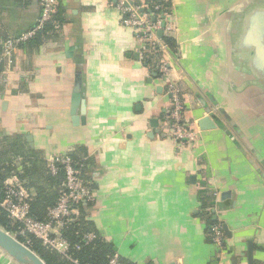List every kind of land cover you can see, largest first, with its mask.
I'll list each match as a JSON object with an SVG mask.
<instances>
[{
    "label": "crops",
    "instance_id": "crops-1",
    "mask_svg": "<svg viewBox=\"0 0 264 264\" xmlns=\"http://www.w3.org/2000/svg\"><path fill=\"white\" fill-rule=\"evenodd\" d=\"M39 1L0 0V55L7 37L35 23ZM57 1V25L0 60L7 179L20 175L32 197L53 186L47 159L70 153L95 190L82 212L87 227L123 264H247L248 243L254 264H264V74L238 55V19L230 17L238 0H168L176 47L164 40V56L185 119L198 128L193 143L164 126L166 80L121 23L116 0ZM76 86L85 108L77 103L74 122ZM202 117L215 126L200 129ZM210 216L223 225L222 254Z\"/></svg>",
    "mask_w": 264,
    "mask_h": 264
},
{
    "label": "built area",
    "instance_id": "built-area-1",
    "mask_svg": "<svg viewBox=\"0 0 264 264\" xmlns=\"http://www.w3.org/2000/svg\"><path fill=\"white\" fill-rule=\"evenodd\" d=\"M40 12L35 23L17 36L7 37L2 44L0 60L9 62L13 51L26 43L37 33L42 31L46 24L53 18L57 10V0H40ZM114 6L120 12V20L123 25L135 31L140 41L141 51L145 55L157 59L156 69L161 77L166 80V92L170 95L168 112L164 119V126L176 140L193 143L197 137L198 128L185 119L186 107L180 87L175 83H169L170 63L165 57L168 50L166 42L157 32L162 30V36H170L174 25L170 14H164L159 4L152 6L147 3H137L133 0H116ZM169 52V50H168ZM47 171L53 176H62L59 185L58 196L54 205L46 209V219H38L31 215L29 194L22 180L10 177L3 186V197L0 199V207L7 216L22 224L19 231L9 232L15 238L22 237V243L28 245L30 236L41 241L42 245L69 256V243L54 233V226L60 230L65 225L76 219L79 215V203H92L95 199V190L82 177L79 165L70 154L55 155L47 159ZM201 190L209 193L208 185H201ZM215 205H209L213 213ZM82 237L87 243L95 239L92 232L83 233ZM209 237L218 249L219 254L224 252L225 233L220 221L209 225ZM79 248V246H77ZM108 264H123L116 253L109 256Z\"/></svg>",
    "mask_w": 264,
    "mask_h": 264
},
{
    "label": "trees",
    "instance_id": "trees-1",
    "mask_svg": "<svg viewBox=\"0 0 264 264\" xmlns=\"http://www.w3.org/2000/svg\"><path fill=\"white\" fill-rule=\"evenodd\" d=\"M146 3L150 6L159 4L164 14H171V3L168 0H147ZM49 25H52L54 27L57 25V22L52 18L46 24L45 28L39 33L45 31ZM39 33H37L36 35H38ZM162 39L172 44V46L176 47L173 37L165 35L162 36ZM151 58L152 57L150 55H146V62L151 63ZM18 150L19 152H22L20 148ZM74 161L78 162V160L76 159H74ZM9 170V166H7L4 170H0V199L3 197V186L7 179ZM46 177H48L47 179L51 183H53V186L48 189L44 188L43 186H38L36 194L32 197H29L31 215L41 220L46 219V209L55 204L58 196L59 185L62 181L61 175L53 176L48 171L46 173ZM18 178L22 180L20 175ZM90 205L91 203L85 204L83 202L77 205L79 209V215L74 221L65 224L61 228V237L69 243V256L76 259L79 264H108L109 256L114 254L112 245L108 243L104 238L99 236L96 232L95 239L87 243L82 237L83 233L90 232L87 227L88 222L83 218L82 215L84 208L89 207ZM212 219V216H210L211 223L216 221ZM0 226L3 227L6 231L14 232L19 231L22 227V224L11 220L7 216V213L2 209V207H0ZM19 239L22 241L24 240L22 237H19ZM28 246L34 252H36L47 264H74L68 257L47 246L42 245L39 239L32 236H30V243L28 244ZM77 246H79V248H77Z\"/></svg>",
    "mask_w": 264,
    "mask_h": 264
},
{
    "label": "water",
    "instance_id": "water-1",
    "mask_svg": "<svg viewBox=\"0 0 264 264\" xmlns=\"http://www.w3.org/2000/svg\"><path fill=\"white\" fill-rule=\"evenodd\" d=\"M231 12H228L230 15ZM230 17L238 19V55L246 64L254 66L264 74V0H238V14ZM162 37V30L157 32ZM264 82V81H263ZM71 112L76 121V105L84 113V102L79 100V88L73 91ZM200 129L213 128L215 124L210 117H202L197 121ZM0 256L9 264H47L36 252L25 245L3 227L0 226ZM247 264H254L252 244L248 243Z\"/></svg>",
    "mask_w": 264,
    "mask_h": 264
},
{
    "label": "rangeland",
    "instance_id": "rangeland-1",
    "mask_svg": "<svg viewBox=\"0 0 264 264\" xmlns=\"http://www.w3.org/2000/svg\"><path fill=\"white\" fill-rule=\"evenodd\" d=\"M18 239V238H17ZM19 241H21L20 239H18ZM22 242V241H21ZM28 246V245H27ZM0 261H3V263L1 264H7L8 260H6L5 258L1 257Z\"/></svg>",
    "mask_w": 264,
    "mask_h": 264
}]
</instances>
